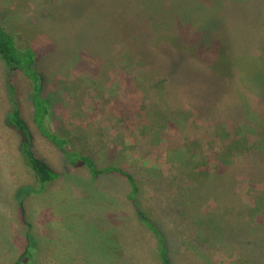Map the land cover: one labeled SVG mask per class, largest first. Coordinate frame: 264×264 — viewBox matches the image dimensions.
<instances>
[{
	"label": "rangeland",
	"instance_id": "rangeland-1",
	"mask_svg": "<svg viewBox=\"0 0 264 264\" xmlns=\"http://www.w3.org/2000/svg\"><path fill=\"white\" fill-rule=\"evenodd\" d=\"M72 2L0 0V20L18 49L38 54L51 131L66 138L67 149L87 157L97 170L117 167L130 175L136 192L129 198L131 184L116 173L95 179L85 168L63 167L62 155L34 125L28 81L8 75L0 59V264H10L20 253L6 239L18 246L27 224L33 235L32 224L39 221L43 226L36 224V264H161L160 243L138 220L136 210L162 233L169 264H264V155L256 157L260 137L264 143V0H139L163 19L158 27H147L153 46L174 52L169 40L175 38L185 49L189 41L183 38L205 30L211 40L222 32L231 47V59L216 49L187 57V66L200 73L187 85L175 86L155 83L148 76L150 59L131 56L127 43L99 40L77 46L75 36L87 34L86 23L96 18L89 9L71 12ZM205 57L214 65L233 63L229 87H219L237 94L247 124L233 125L212 107L208 116L191 107L194 100L204 104L196 97L205 89L200 63ZM252 68L261 76H250ZM9 79L36 151L77 185L51 190L41 212H34L30 203L24 213L17 210L13 216L5 197L8 179L28 175L16 154L17 135L3 123L12 108ZM221 101L230 105L225 97ZM213 104L218 105L211 97ZM224 208L231 214L226 222L240 212L250 236L242 234V243L222 245L212 229ZM64 231L70 235L69 253L49 243Z\"/></svg>",
	"mask_w": 264,
	"mask_h": 264
},
{
	"label": "trees",
	"instance_id": "trees-1",
	"mask_svg": "<svg viewBox=\"0 0 264 264\" xmlns=\"http://www.w3.org/2000/svg\"><path fill=\"white\" fill-rule=\"evenodd\" d=\"M154 6L158 8L159 4H154ZM70 7L71 12H74L76 7L84 8V10L89 9L94 14V18H96L93 20L91 16L86 23V29H88L87 34H77L75 36V43L77 46L81 45L83 41L87 46H91L93 42L99 43V40H101V44H108L110 42L127 43L126 52L131 56H137L142 60L150 59L149 65L151 69L148 76L152 75L154 79L156 78L155 83L157 84H165L166 86L172 84V86H175L177 83L182 84L186 82L185 85H187V81L190 80V77H196L200 73L199 69L194 71L187 66L186 59L190 55L199 57V54L196 53H200L206 56L211 52V49H216L219 50V52L225 53L227 58H232L231 47L227 45L226 40H223L225 37H223L222 32H219L215 40H211L210 34L208 33L209 31L207 32L205 30H201L196 33V35L191 36L189 40L183 38V41H189V45L185 46L186 50L179 46L181 40L178 41L175 38L169 40L175 44L174 52L167 53L164 48L153 46L151 42V31L147 27L156 28L163 19L162 17L156 16L155 13H149L148 4L145 6V4L140 3L139 0H73ZM146 7L148 9H146ZM156 14L159 15L160 13ZM75 15L77 14L75 13ZM98 31L100 34H98ZM166 53L169 56L165 59H160ZM0 59L6 65L8 75L9 73L12 75H19L28 81L30 85L29 99L32 112L35 114V118L33 119L34 125L39 135L54 146L62 155L65 167L72 169L85 168L95 179L100 175L113 173L123 176L131 184L133 194L129 195V198L132 199L136 192V186L130 175L117 167H107L97 170L95 165L87 157L67 149L70 143L66 138L51 131L49 127L51 106L49 100L42 98L44 77L37 70L38 54L34 49H18L15 46L14 38L4 30L1 20ZM159 59L160 62H162L161 66L157 64ZM203 59L204 60L200 61V63H202L203 73H201V76L203 77L202 81L204 82L203 85L205 89L202 90L201 93L199 92L196 98L202 100L204 104L199 106L196 100H194V104L191 107L201 112L204 116L211 115L212 107L217 113L225 115L224 117L227 119H231L233 125L241 121L247 124L248 116L246 115L245 118H243L245 111H243L238 101L237 94H234L231 89L222 90V87H229V82L232 78L230 79L228 70L231 66H234L233 63L223 61L214 65L211 64L209 57ZM256 71L252 68L250 76L255 74L260 75L258 70ZM7 81L12 108L6 114L3 123L5 122L6 127L12 130L19 138L17 150L21 156L22 162L34 174L35 180L42 186L56 179L59 174H57L52 166L35 151L34 136L32 135L28 123L22 117L18 104L15 102L14 88H12L11 80L9 79ZM221 83H224V86ZM190 84L191 83H189V85ZM219 84H221L222 87H219ZM228 96L230 97L229 99L227 98ZM211 97L214 98L218 105L213 104L211 106ZM224 97L230 102V105L226 106L225 103L221 101ZM239 113L241 115L240 117ZM232 131L234 132L233 128ZM262 141L260 137L257 158L259 154L264 155L262 154V152L264 153V143ZM216 177L217 172H215L214 175V178ZM36 193V190H32L28 187H22L16 190L14 197L20 207V211L24 213V200ZM132 203L134 208H137L136 203ZM223 210V212L226 213H222L219 220L218 216L213 217L214 223L218 220L215 228H213L212 224V229L215 231L222 245L226 243H238L240 241L242 243L244 237L241 235L244 233L246 237L249 238L250 236L246 231L247 229L240 220V212L238 211L232 215V220L226 222L231 214L229 210L227 211L225 208ZM135 212L138 220L146 225L155 236L156 240H158V243H160L158 253L161 264H169L167 248L165 247L162 233L153 221L146 219L142 212L139 210ZM207 221L211 222V214L208 215ZM199 225L201 226L204 224L199 222ZM27 227L28 231L24 235L25 248L15 264H34L36 243L33 235L29 231L30 225L27 224Z\"/></svg>",
	"mask_w": 264,
	"mask_h": 264
},
{
	"label": "crops",
	"instance_id": "crops-1",
	"mask_svg": "<svg viewBox=\"0 0 264 264\" xmlns=\"http://www.w3.org/2000/svg\"><path fill=\"white\" fill-rule=\"evenodd\" d=\"M18 141H19V138L17 137L16 146H18ZM35 147H36V141L34 139V149L36 151V148ZM15 150L17 152L16 154L19 155L18 150H17V147H15ZM18 157H19V160H20V166H21L22 169L24 168L26 170V174L28 175L27 176L28 178L22 176L23 175L22 174V175H20L18 177L8 179L9 190H6L7 196H5V197L8 199L7 200V205H8L7 210L9 212H11L12 216L14 215L13 212H15L17 210L18 211L20 210V207H19L17 201L15 200V197L14 196H15L16 190H19L22 187H28V188H31L32 190H36L37 191L36 194H33L32 196H29V197H27L24 200V202H23V209H24V211H26V208L29 206L30 203H32L33 204L32 206H34L33 211L34 212H36V211L41 212L44 204H46L48 202L47 201L48 198L51 197L50 194H49L51 190H70L71 187L77 186L76 184L75 185H72L70 181H67L65 178H63L62 174L59 171H56L55 170L54 166L51 164V162L45 156H44V159L52 166V168L55 170V172L57 174H59V176L56 179H54L53 181L47 182V183H45L44 185L41 186L35 180L34 174L23 164L22 159H21V156L19 155ZM61 165L63 167H65L64 163L63 164L61 163ZM50 222H51L50 220L47 221V223H45L44 227H46L48 225V223H50ZM36 224L42 225L40 223V221L39 222H35L34 224H32V233H33V237H34L35 243H36V251H35V255H34V264L37 263V259L36 258L38 257V251L40 250V244L37 241L38 240L37 238H39V237L38 236L37 237L35 236L36 234H39L38 232H36V230H38V227L36 226ZM39 227H41V226H39ZM63 234L64 235H63L62 238L59 237V240H62V241H59L57 239L49 238V243L54 241L53 242V248H55V249L57 248L59 252L66 251V252L69 253L71 251V249H72V245H71V242L69 240H68L69 241L68 243L66 241H67V238H70V235H66L65 231H64ZM6 242L7 243L8 242H12L13 243V245L11 247L12 250H14V251H16L17 249L20 250V253H19L18 257H17V258H19V256L24 251V248H25V240L22 239L21 241H19L18 242V244H19L18 246L16 245V241H13V240L9 241V240L6 239ZM47 242H48V240H47ZM12 257L14 258L15 255H12ZM9 261L10 260H7L6 263H8ZM16 261H17L16 258H14L10 264H15Z\"/></svg>",
	"mask_w": 264,
	"mask_h": 264
}]
</instances>
